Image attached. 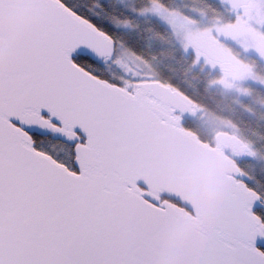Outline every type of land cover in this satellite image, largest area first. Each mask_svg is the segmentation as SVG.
I'll return each mask as SVG.
<instances>
[{
    "label": "snow or ice",
    "instance_id": "obj_1",
    "mask_svg": "<svg viewBox=\"0 0 264 264\" xmlns=\"http://www.w3.org/2000/svg\"><path fill=\"white\" fill-rule=\"evenodd\" d=\"M118 30L79 0H0V264H264V191L243 182L164 247L181 205L149 193L152 134L102 75Z\"/></svg>",
    "mask_w": 264,
    "mask_h": 264
},
{
    "label": "rangeland",
    "instance_id": "obj_2",
    "mask_svg": "<svg viewBox=\"0 0 264 264\" xmlns=\"http://www.w3.org/2000/svg\"><path fill=\"white\" fill-rule=\"evenodd\" d=\"M112 2L124 17V20L113 23L119 30L131 31L127 25V16L134 22L145 17L157 20L171 33L174 44L182 48L185 58L191 57L192 64L189 67V74L197 73L204 77L209 92L218 93L232 99V102L239 106L238 100L242 97L248 98L249 94L245 85L255 84L249 75L252 53L259 55L256 64L264 66V0H213L222 9L220 17H213L204 11L193 9L184 5L183 0H175L170 10L163 9L157 3L139 0H104ZM181 3V4H180ZM196 8V9H195ZM129 12V13H128ZM189 13V16L187 14ZM256 46L253 51L245 49ZM208 53H221L225 55L232 52V55L225 56V60L232 66L229 73L218 70L216 64L208 57ZM115 60L107 64L112 76L123 78L125 84L134 91L135 83L155 80L154 73L149 66L139 60L123 48L121 43L115 41ZM222 57V56H220ZM236 58L238 62L232 60ZM248 65V67H247ZM249 104V102H247ZM245 112V108H241ZM249 116L255 120H264V110H249ZM200 124L212 133H226L241 140L239 131L224 121H217L214 117L200 112L196 119ZM211 132V133H210ZM242 141V140H241ZM243 142V141H242ZM245 146L248 144L244 143ZM252 144V143H251ZM249 147V146H248ZM251 152L256 156L247 163L251 171H257L260 178L264 179V151L258 153L259 148L252 144ZM256 149V150H255ZM244 161V158H240ZM263 191L262 189H257Z\"/></svg>",
    "mask_w": 264,
    "mask_h": 264
},
{
    "label": "water",
    "instance_id": "obj_3",
    "mask_svg": "<svg viewBox=\"0 0 264 264\" xmlns=\"http://www.w3.org/2000/svg\"><path fill=\"white\" fill-rule=\"evenodd\" d=\"M96 44L106 59H111L114 55L111 42L100 38ZM129 102L141 125L153 137L152 157L142 174L149 193L171 198L181 205L178 210L171 209L176 231L164 241V247L170 250L194 234L196 221L190 215L193 210L203 213L228 193H244L245 175L223 151L248 156V150L238 138L226 133L217 134L211 147L194 134L174 127L173 118L163 108L189 119L195 112L183 97L158 82L138 84Z\"/></svg>",
    "mask_w": 264,
    "mask_h": 264
},
{
    "label": "trees",
    "instance_id": "obj_4",
    "mask_svg": "<svg viewBox=\"0 0 264 264\" xmlns=\"http://www.w3.org/2000/svg\"><path fill=\"white\" fill-rule=\"evenodd\" d=\"M148 1V0H139ZM158 2L165 9H172V0H151ZM184 5L196 6L197 10L204 11L213 17H220L221 6L213 0H183ZM93 14L107 19L110 23L124 20L122 12L112 5V2L104 0H79ZM107 4V7H105ZM181 4V3H180ZM195 8V9H196ZM188 16V14H187ZM114 25V24H113ZM115 26V25H114ZM112 40L121 43L127 52H130L139 60L149 66L157 81L165 83L172 88L181 91L191 101L204 106L207 109H215L219 106L217 94L209 92L207 83L197 73L189 74L192 64L191 57L185 58L181 49L174 44L170 32L157 23L142 24L135 22L130 31L118 30L111 33ZM102 75H111L104 68ZM190 84L189 90L186 89ZM264 100V97H263ZM223 105L225 110L217 113L222 119L228 120L239 131V137L244 143H252L254 147L264 151V124L259 123L232 108L229 103ZM202 141H204L202 136ZM236 165L247 173L249 187L264 189V179L260 178L257 171H251L247 163L236 162Z\"/></svg>",
    "mask_w": 264,
    "mask_h": 264
},
{
    "label": "flooded vegetation",
    "instance_id": "obj_5",
    "mask_svg": "<svg viewBox=\"0 0 264 264\" xmlns=\"http://www.w3.org/2000/svg\"><path fill=\"white\" fill-rule=\"evenodd\" d=\"M145 2L157 3L158 6L162 7L165 10V8L162 5H160L158 2L151 1V0H148V1H145ZM174 2H175V0H172V8H174L173 7V3ZM188 6H190V3L188 4ZM190 8L193 9L192 7H190ZM188 16H189V13H188ZM127 22H128L127 25L130 26V29H132L135 26V22H141L142 24H146V25L148 23H157V24H159L160 26L163 27V25H161L157 20L146 18V17L144 19H142V20L138 19V20H136L134 22H131V20L127 16ZM255 47L256 46L252 45L251 47H249V48H247L245 50L253 51L255 49ZM180 49H181L182 54L184 56H186L183 53L182 48H180ZM205 52H206V54H208V57L211 60H213V62L216 64V67H217L218 70L225 71L227 73H229V71L233 70L232 68H228V67H232V66L224 58L225 56L232 55V52L229 51V52L225 53V55H222L221 53H218V54L215 55V57L213 56L212 53H208L207 51H205ZM252 53H254L255 55H259L255 51H253ZM263 54H264V51H263ZM255 55H252L253 58H252V60L250 62L249 69L251 70L250 71L251 75H249V78H250L251 81H253L255 83L257 81V83H256V85L255 84H249V85L246 84L245 85V87L247 88V92H248L249 96H248V98H246V97L240 98V100L237 101L239 106H236L232 102V99H230L229 97L221 96L220 94L215 92V94H217V97L220 100V102L218 103L219 106L216 107L215 109H207L204 106H201L198 103H195V102L191 101L181 91H179V90H177L175 88H172L169 85H166L165 83L157 81L156 79L151 81V82H158L159 84L168 87L171 91L176 92L177 94H179L189 104H191L192 109L195 112V116L193 118L189 119V118L184 117L181 113L175 112L174 110H171V109L169 110L168 108H163V112H168V114L173 118L175 123H173L172 125L174 127L178 128L179 130L187 131V132H190L191 134H194L198 138V140H200V141H202L201 138L203 136L204 141H202V142H205L206 144L210 145L211 147H214V144H215L214 140H215V137H216L217 133L209 134V130L205 129L200 124V122L198 120H196L198 118V116L200 115V112H203L205 114H208V115L214 117L217 121H224V122L228 123L229 125L233 126L228 120L222 119L221 117L218 116L217 113L221 112L222 109L225 110V108H226V107H224L223 105H220V104H226V102H227V103L230 104V106L232 108L236 109L241 114L248 116L249 118H251V116H249V110L250 111H253L254 109H256V110L257 109L264 110V100H263V97H264V66L262 65V63H260V66H259V64H256L259 61V58L255 57ZM220 56H222V57H220ZM262 58H264V57H262ZM232 60L238 62L237 59L234 58V57H232ZM247 67H248V65H247ZM144 82H146V81H143L142 83H144ZM138 84H140V83H135L134 91H131L132 94H134L137 91V85ZM189 88H190V84L187 85L186 89L189 90ZM247 102H249V104H247ZM242 107L245 108V112H243V110L241 109ZM251 119H253V118H251ZM253 120H255V119H253ZM255 121H257V120H255ZM258 122L261 123V124H264V120H258ZM233 127L235 129H237L235 126H233ZM242 144H243V142H242ZM246 144H248V146H249V147L245 146L247 148V150H248V156L236 155V153H233L231 151H226V150L223 151V154L228 156V157H230L231 159H233L235 164H236L237 161L238 162H242V164L244 162L248 163L250 161V159L255 157L257 154H256L255 151L253 153L251 152V149H250V147L252 145L251 143H246ZM240 158H244V161H242ZM238 169L240 170L241 173H243L245 175V180L243 182L247 183V178H248L247 173L244 170H242L241 168H239V167H238ZM161 198L169 200L173 204H177L172 199H168V198H164V197H161Z\"/></svg>",
    "mask_w": 264,
    "mask_h": 264
}]
</instances>
